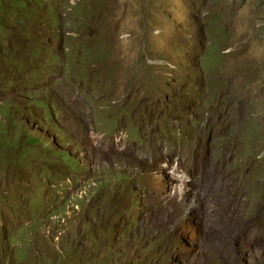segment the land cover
Returning a JSON list of instances; mask_svg holds the SVG:
<instances>
[{"label": "rangeland", "instance_id": "1", "mask_svg": "<svg viewBox=\"0 0 264 264\" xmlns=\"http://www.w3.org/2000/svg\"><path fill=\"white\" fill-rule=\"evenodd\" d=\"M11 2L0 264H264V0Z\"/></svg>", "mask_w": 264, "mask_h": 264}, {"label": "trees", "instance_id": "2", "mask_svg": "<svg viewBox=\"0 0 264 264\" xmlns=\"http://www.w3.org/2000/svg\"><path fill=\"white\" fill-rule=\"evenodd\" d=\"M9 1L13 4H16L19 6V4H21L20 1H23V0H0V7H6V6H10L9 5ZM33 3V2H31ZM11 11H12V8H11ZM204 99L202 100V102L204 103ZM133 192V190H132ZM137 192H133V199H135ZM139 196V194H138ZM140 197V196H139ZM139 203V209L141 208L142 206V199L141 197L139 198V200H136L135 204ZM141 227H142V230H143V235L145 234H148V235H152L153 236V240L155 242V245L154 247L152 248V254L156 257H158V259L161 257V256H165V254L171 249L169 245H167L165 242H163V239L164 237L167 235L168 231H171L173 232L171 229L169 228H164V226H158L156 227L153 231L149 230L148 227H145L144 225V222L141 223ZM159 229L161 231H159ZM156 234V235H155ZM131 236H132V242L135 238H139V234H137L136 232L132 231L131 232ZM137 241V240H136ZM135 241V242H136ZM133 242V243H135ZM178 264V263H177Z\"/></svg>", "mask_w": 264, "mask_h": 264}, {"label": "bare ground", "instance_id": "3", "mask_svg": "<svg viewBox=\"0 0 264 264\" xmlns=\"http://www.w3.org/2000/svg\"><path fill=\"white\" fill-rule=\"evenodd\" d=\"M211 188L218 192V194L215 196L217 203L219 201H222V199L224 198V192L217 187L216 183L211 184ZM229 189H230V187L227 188V190H229Z\"/></svg>", "mask_w": 264, "mask_h": 264}]
</instances>
